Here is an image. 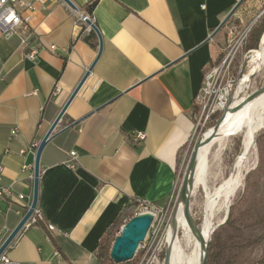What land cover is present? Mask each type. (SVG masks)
Segmentation results:
<instances>
[{
    "label": "crops",
    "instance_id": "crops-1",
    "mask_svg": "<svg viewBox=\"0 0 264 264\" xmlns=\"http://www.w3.org/2000/svg\"><path fill=\"white\" fill-rule=\"evenodd\" d=\"M70 1L76 16L88 14L89 0ZM237 1L98 0L89 14L102 40L96 60V32L74 24L63 0L35 12L34 60L20 30H0V67L9 75L0 89V186L9 189L0 195V245L31 203L38 143L95 60L42 149V218L32 214L4 255L18 264H96V246L122 206L138 198L168 207L195 96L222 49L223 26L213 32ZM70 151L75 169L65 162Z\"/></svg>",
    "mask_w": 264,
    "mask_h": 264
},
{
    "label": "rangeland",
    "instance_id": "rangeland-1",
    "mask_svg": "<svg viewBox=\"0 0 264 264\" xmlns=\"http://www.w3.org/2000/svg\"><path fill=\"white\" fill-rule=\"evenodd\" d=\"M236 10L220 29L221 52L206 69L207 72L213 67L221 66L222 59L230 49L229 45L246 32L242 46L236 51L232 62L228 67L222 68L234 79L232 103L264 85V56L252 55L254 51L264 50V32L257 48L249 50L245 48L251 27L264 14V0H243ZM197 106L199 107L198 104ZM260 110L258 105L253 106L227 127L226 131L230 132L223 141L219 138L213 141L207 155L204 181L201 184H193L190 211L199 229L204 223V211L210 199L214 206L213 227L209 239L211 248L206 264H264L260 261L264 257V238L259 242L247 243V240H252L264 232V128L254 138L255 147L250 157L249 170H243L241 185L231 194L227 206L224 205L222 198L216 197L222 182L230 180L239 163L238 158L245 135L257 121L264 122V111ZM209 127L211 126L199 124L191 143L181 150L177 161L179 180L184 177L196 141ZM177 195L175 191L167 209L153 219L149 228V239L140 243L144 247L141 245L132 259L119 264H162L170 218L178 205ZM142 210L144 209L138 206L133 214ZM229 213L231 220L225 223ZM221 222L223 223L218 225ZM182 233L180 228V242L185 254H188L192 246L186 241L183 242ZM153 247H161L156 260L153 258Z\"/></svg>",
    "mask_w": 264,
    "mask_h": 264
},
{
    "label": "water",
    "instance_id": "water-1",
    "mask_svg": "<svg viewBox=\"0 0 264 264\" xmlns=\"http://www.w3.org/2000/svg\"><path fill=\"white\" fill-rule=\"evenodd\" d=\"M65 1L70 7L76 8L74 4L70 0H63ZM243 0H238L236 4L233 6V8L226 14V16L223 18V20L220 22L218 27L214 30L213 33L218 31L224 23L228 20V18L235 12L237 7L240 5V3ZM85 22L96 32L98 36L99 41V49L97 57L100 54L101 47H102V40L101 35L99 33V30L97 29V26L95 23H93L91 20L86 19ZM94 60V62H95ZM93 62V63H94ZM93 63L88 67L87 71L79 81V83L76 85L64 105L61 107L57 115L55 116L54 120L52 121L49 129L44 134L40 142L38 143L35 151V157H34V166H33V191H32V200L30 205L28 206L26 212L18 222V224L13 228V230L9 233V235L5 238V240L0 245V255L3 253L4 249L8 245V243L12 240V238L15 236V234L19 231V229L26 223V221L31 217L34 209L37 207V200H38V187H39V162H40V155L42 152L43 147L49 141L53 134L52 131L59 122L60 118L62 117L66 107L68 106L69 102L75 95L76 91L78 90L79 86L89 73L90 69L93 66ZM264 94V85L260 88L240 97L236 100V102L232 103L223 113L222 116L217 120V122L205 130L204 133L199 137V139L196 141L190 158L188 160L184 177L182 179L178 195H177V201H182V207L181 212L182 216L188 225L191 232L197 237L200 238V234L196 227V222L192 218L191 211H190V197L193 191V184H194V166L196 165V162L198 160V157L201 153V150L205 147H207L211 141L219 136V131L222 127V125L229 119V117L233 114H235L247 101H249L253 97H258L260 95ZM177 209V207H176ZM176 209L174 213L172 214L170 218V225H172L175 222V214ZM153 214L149 211H142L137 214H134L131 216L125 223L122 224L119 230V234L114 238L111 247H110V257L115 263H121L125 262L127 260H130L135 253L137 252L139 248V244L145 240V237L147 235V232L149 228L151 227L152 221H153ZM224 222V221H223ZM223 222H221L218 225H221ZM176 233H174L173 236H175ZM210 239V238H209ZM209 239H206L204 242H202V257L199 260L198 264H206L208 255H209ZM172 250V241H168L165 247L164 251V257L162 264H169L170 261V253Z\"/></svg>",
    "mask_w": 264,
    "mask_h": 264
},
{
    "label": "built area",
    "instance_id": "built-area-1",
    "mask_svg": "<svg viewBox=\"0 0 264 264\" xmlns=\"http://www.w3.org/2000/svg\"><path fill=\"white\" fill-rule=\"evenodd\" d=\"M46 0H0V30H20L22 33V37L20 39L21 44L27 47V52L25 53V57L30 60H34L37 58L39 53L40 44L35 35L34 28L31 24V21L35 18V12L39 8H43V4ZM71 12L73 13V22L74 24L79 21L85 22L86 19H89L93 22L92 16L89 14H85L84 16H76L74 14V10L69 7ZM88 28H91L87 25ZM246 36V32L239 36L230 46L228 53L222 59L221 66L213 67L206 72V69L203 74L202 84L197 92L194 100V105L199 107L197 108L196 120L193 132L191 134L190 140L187 146L191 143V140L196 132L198 125H206L211 117L217 112H224L232 103V95H233V85L234 79L226 70L222 68L224 66L228 67L232 62V59L238 50L242 46L244 37ZM50 50H54L55 46L50 45ZM4 80L3 73L0 67V82ZM59 91V86L55 85L52 93H56ZM17 128H13L11 130V136L16 135ZM137 138L142 139L143 134L137 133ZM23 151V150H22ZM66 164L71 168L75 169L77 166L76 153L74 151L69 152V158L65 161ZM2 174V166H0V179ZM182 180H179V173L177 172V177L174 185V192L178 193ZM9 193L8 187L0 186V195H6ZM19 198H23L24 196L20 194ZM140 200V206L144 209L142 211H149L153 214V218H155L158 213H161L165 208H161L149 201L144 199ZM167 209V208H166ZM139 211V212H142ZM138 212V213H139ZM35 217L42 218L41 213L37 209H34L33 213ZM48 230H53L54 226L52 224L47 225ZM150 229L147 232L144 242L149 239ZM143 244H139V247ZM150 249V246L148 250ZM161 252V247H153L152 253L154 260L158 259L159 253ZM0 264H18L16 262L11 261L6 255L1 253L0 255Z\"/></svg>",
    "mask_w": 264,
    "mask_h": 264
},
{
    "label": "bare ground",
    "instance_id": "bare-ground-1",
    "mask_svg": "<svg viewBox=\"0 0 264 264\" xmlns=\"http://www.w3.org/2000/svg\"><path fill=\"white\" fill-rule=\"evenodd\" d=\"M252 55H255L257 57L264 56V50L254 51ZM257 105L262 111H264V94L258 97L251 98L235 114L231 115L229 119L222 125L219 131V136L215 137L207 147L201 150V153L198 157L196 165L194 166V169H193L194 183L201 184L204 181V176H205V172L207 168V155H208L209 149L213 141L216 140L217 138L223 141L228 135V132H230V131L228 132L226 131L227 127L233 121H235L238 117H240L242 114L250 110L253 106H257ZM262 128H264V122L260 120V121H257L247 132L243 140V147L239 154V158H238L239 163L236 166L235 170L233 171L230 177V180L225 183L222 182L218 191L216 190L217 199L222 198L224 205L226 206L230 199L231 194L235 193L237 188L241 185L243 170L247 171V169L249 168L250 159H251L250 157L251 155H253V150L255 147L254 138L256 137V135L259 133V131ZM181 207H182V201L180 200L178 202L177 209H176L175 222L172 225H169V229L167 232L166 242L172 241V250L170 253L169 264H197V262H199L198 260L201 259L202 254H203L202 253L203 251L202 242L210 238V233L213 227L212 210L214 206H213V203L211 204V199H210L204 211L205 220H204V223L201 229H199V226L195 223L197 230L200 234V238H197L189 229L188 225L186 224L182 216ZM180 228L183 231L182 233V237L184 240L183 242L186 241L190 243L192 246L188 254L187 253L185 254L183 247H182V243L180 242ZM174 233H176L175 236H173Z\"/></svg>",
    "mask_w": 264,
    "mask_h": 264
},
{
    "label": "trees",
    "instance_id": "trees-1",
    "mask_svg": "<svg viewBox=\"0 0 264 264\" xmlns=\"http://www.w3.org/2000/svg\"><path fill=\"white\" fill-rule=\"evenodd\" d=\"M97 2L98 0H89L85 4L84 7L88 14H91L93 12L94 7L96 6ZM263 32H264V14L261 15L258 21L251 27L250 32L248 34L247 43H246L245 48L247 50L257 48ZM8 79H9V75H6L4 80L0 82V89L2 88L4 84H6ZM193 111L194 113L197 112V108L195 105L193 106ZM221 116H222V112L215 113L206 125L213 126ZM61 125H63L62 121H61ZM138 206H140V200L138 198L131 199V201L127 205L122 206L118 210L116 216L107 225L103 237L101 238V240L98 242L96 246V252H95L96 264H119V263H115L110 257L111 243L113 242L115 238V233L120 229L124 221H127L131 216L134 215L133 211ZM26 209H27V206H24L22 208L23 211H26ZM230 220H231V214L229 213L225 223H228ZM263 238H264V232L252 240H247V243L250 244L254 242H259ZM210 248L211 247L209 245V250ZM210 255L212 256V253H210ZM163 256H164V252H163ZM260 261L264 262V257Z\"/></svg>",
    "mask_w": 264,
    "mask_h": 264
}]
</instances>
